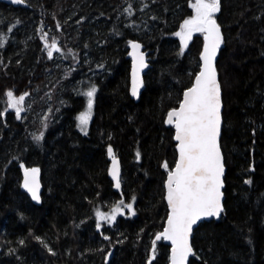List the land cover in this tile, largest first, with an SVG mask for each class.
I'll list each match as a JSON object with an SVG mask.
<instances>
[{
    "label": "trees",
    "instance_id": "1",
    "mask_svg": "<svg viewBox=\"0 0 264 264\" xmlns=\"http://www.w3.org/2000/svg\"><path fill=\"white\" fill-rule=\"evenodd\" d=\"M24 2L0 1V264H169L171 245L155 240L178 158L166 118L201 67L204 33L186 50L176 35L194 0ZM214 19L223 33L224 210L195 228L189 264H264V0H220ZM133 41L150 57L139 99L130 94ZM8 91L27 94L20 118ZM109 147L121 191L108 175ZM27 167L40 171V204L22 187ZM121 200L131 209L99 228L97 210Z\"/></svg>",
    "mask_w": 264,
    "mask_h": 264
},
{
    "label": "snow or ice",
    "instance_id": "2",
    "mask_svg": "<svg viewBox=\"0 0 264 264\" xmlns=\"http://www.w3.org/2000/svg\"><path fill=\"white\" fill-rule=\"evenodd\" d=\"M14 2L21 3L22 0H14ZM192 7L195 15L183 22L181 31L176 35L180 36L186 46L187 38H190L193 32L206 33L202 55L203 67L196 75L193 86L184 92L179 109H173L168 113L167 123H174L176 129L175 139L179 142V160L174 170L168 172L167 202L171 209L167 221L168 227L156 237L159 240L163 236L164 239L172 242V264H185L188 256L193 254L189 243L193 225L202 217H219L223 211L221 177L224 168L217 143L221 126V90L214 66L216 50L222 43L220 28L214 19L215 13L220 10V0H195ZM45 47L50 49L47 53L49 58L53 56L51 49L59 51L55 41L51 45L46 44ZM132 47L139 48V45L133 44ZM140 63L141 66L146 67L142 56ZM133 75L132 94L135 96L139 85L135 71ZM95 91V87H92L86 93L88 111L79 117L82 130L83 126L87 125ZM26 95L15 97L12 91L6 93L8 106L15 109L17 118H20V112L23 110L21 105ZM34 139L39 140L41 137ZM108 153L112 156L111 147ZM164 167L167 169V163ZM38 171L32 169L30 176L27 170L25 173L24 187L34 200H39V184L36 180ZM111 175L116 181L115 186L119 188V170L114 157ZM121 205H124L123 200L113 207L111 215L97 210V216L102 220H114L118 212L122 213ZM124 207L131 209L132 205L127 204Z\"/></svg>",
    "mask_w": 264,
    "mask_h": 264
},
{
    "label": "water",
    "instance_id": "3",
    "mask_svg": "<svg viewBox=\"0 0 264 264\" xmlns=\"http://www.w3.org/2000/svg\"><path fill=\"white\" fill-rule=\"evenodd\" d=\"M0 1L6 2L8 4H12V5H24L25 4L24 0H22L21 3H15L14 0H0ZM216 22L219 25V23H218L217 20H216ZM219 28H220V32H221V36H222V40H223V33H222V30H221L220 25H219ZM205 35H206V33H204V35H203L204 44H203V48H202L201 55H200V57H201V67H200L199 72L201 71V69L203 67L202 55L204 53V47H205V43H206V41H205ZM133 44L139 45V48H135L134 49L132 47ZM221 44H220L219 48L216 50V56H215V59H214V66H215V69H216V72H217V79H218V83L220 85V90H221V126H220V133H219V136L217 138V143H218V146H219V149H220V153H221V157H222V164H223V168H224L223 175L221 177L222 182H223V187L221 188V192H222L221 203H222V207H223V210H224V185H225V183H224V176H225V173H226V164H225L224 153H223L222 146H221V134H222L224 104H223V91H222V87H221V83H220L219 72H218V69H217V58H218V55H219V51H220ZM130 56H131V60H132V63H131V72H130V94H131L132 97H134L136 99H139V97H140V95L142 93V90L145 87V79H144V76H145L146 72L150 68V57L148 56V53L143 49V46H142V44L139 41H133L131 43V46H130ZM141 56L143 57V64L146 65V67L145 66H141V63H140V57ZM134 71L136 73V80H137L138 85H139L138 86V90H137V94L135 96L132 94V91H133V80H134V75H133L134 74ZM199 72L197 74H199ZM194 83H195V80H194ZM193 84L189 88H191L193 86ZM189 88H187L184 92H186ZM183 98H184V94H183ZM182 101H183V99H182ZM174 109H179V107L174 108ZM172 110H170V111H172ZM167 119H168V115H167L166 121H167ZM170 125H173L175 127L174 123L173 124H170ZM175 135H176V129H175ZM176 142H177V146L176 147H177V152H178V158H177V161H178L179 160V147H178L179 142L177 140H176ZM113 157L117 161V166H118V170H119V180H120V187L119 188H117L115 186L116 185V181L113 179V177L111 175V169L113 167ZM174 168H175V166H174ZM174 168L172 170H174ZM32 169H37V168H35V167H27V168H24L23 169V173H22V187L27 192V194L30 196V198L32 199V201H34L35 203L40 204L42 202V192H43V183H42L40 171H38V173L36 174V180H37V182L39 184V190H38L39 200H34L32 198L31 193L24 187L26 170L28 171L29 176H30ZM108 175H109L110 179L113 181L114 188L116 190H118V191H121V189H122V182H121V178H122V164H121V161H120V158L119 157H117V156H112L111 157L110 164H109V168H108ZM167 179H168V174H167ZM167 179H166V182H165V187H166V201H167V186H166L167 185ZM167 204H168V202H167ZM168 208H169V212H168V216H169V214L171 212V209H170L169 205H168ZM222 213H223V211L220 213L219 217H215V216H213V217H202L199 221H197V223L195 225H193L192 232H191V234L189 236V243H190V246H191V248L193 250V254L188 256L187 260L185 261V264H189V260H190L191 256H193L194 253H195V250H194V247H193V244H192V237H193L195 228L202 221H204V220H208V219H212V218H216V219L217 218H220L222 216ZM167 221H168V217H167V220H166L164 229L168 227ZM164 229L161 232H159L156 235V237L158 235L162 234L164 232ZM161 239H163L164 241L168 242L171 245L170 263L169 264H172V247H173L172 242L170 240L164 239L163 236H161ZM161 239H159V240H161ZM155 240H157V239L155 238ZM107 261H108V259H107Z\"/></svg>",
    "mask_w": 264,
    "mask_h": 264
},
{
    "label": "rangeland",
    "instance_id": "4",
    "mask_svg": "<svg viewBox=\"0 0 264 264\" xmlns=\"http://www.w3.org/2000/svg\"><path fill=\"white\" fill-rule=\"evenodd\" d=\"M195 3V0H194V2H193V4ZM216 14V13H215ZM194 15H195V11H194ZM193 15V16H194ZM192 16V17H193ZM191 17V18H192ZM190 18V19H191ZM181 31V29L178 31V32H180ZM195 33H197V32H193L192 34H191V36H190V38H187V42H186V46H185V44L181 41V44H182V49L183 50H186V48H187V46H188V44H189V42L191 41V39H192V37H193V35L195 34ZM202 33H204V32H202ZM204 35V34H203ZM180 37V36H179ZM181 39V38H180ZM52 50H54V49H52ZM16 97V96H15ZM87 104H88V102H87ZM93 108H94V104L92 103V109H91V111H90V114H89V119H88V122H87V125L86 126H83V130H82V126L80 125V121H79V117H80V115L82 114V113H85V112H87L88 111V107H87V105H86V108L82 111V112H80L79 113V115H78V117H77V119H78V127H79V129L82 131V132H87L88 131V129H89V124H90V122H91V119H92V115H93ZM121 208H122V213L124 212V207L121 205ZM99 212H101V213H108L109 215H111V212H112V209L111 210H108V211H103V210H98ZM122 213H117L116 214V216H115V219L117 218V216L119 215V214H122ZM114 219V220H115ZM98 220H99V228H100V226L102 225V224H104V223H112L114 220H111V221H109V220H107V219H104V220H102V219H100L99 217H98Z\"/></svg>",
    "mask_w": 264,
    "mask_h": 264
}]
</instances>
